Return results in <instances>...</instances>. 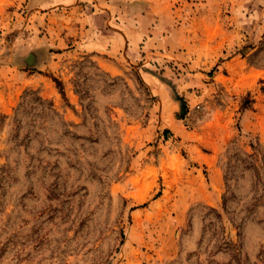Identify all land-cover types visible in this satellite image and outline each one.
Listing matches in <instances>:
<instances>
[{"label": "rangeland", "instance_id": "374dc122", "mask_svg": "<svg viewBox=\"0 0 264 264\" xmlns=\"http://www.w3.org/2000/svg\"><path fill=\"white\" fill-rule=\"evenodd\" d=\"M0 264H264V0H0Z\"/></svg>", "mask_w": 264, "mask_h": 264}, {"label": "trees", "instance_id": "16d2710c", "mask_svg": "<svg viewBox=\"0 0 264 264\" xmlns=\"http://www.w3.org/2000/svg\"><path fill=\"white\" fill-rule=\"evenodd\" d=\"M54 81L56 82L60 93L63 95V97H66L62 82L60 80H58L57 78H54ZM177 99H179L182 102V111H185L186 110V105H185V102H184L183 98H181L180 96H177ZM55 112H56V110H55ZM62 122L67 124L64 120H62Z\"/></svg>", "mask_w": 264, "mask_h": 264}]
</instances>
